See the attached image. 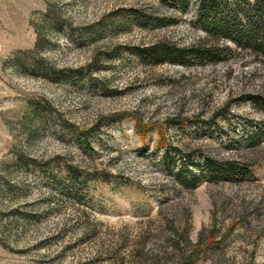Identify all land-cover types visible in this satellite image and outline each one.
<instances>
[{
  "label": "rangeland",
  "instance_id": "1",
  "mask_svg": "<svg viewBox=\"0 0 264 264\" xmlns=\"http://www.w3.org/2000/svg\"><path fill=\"white\" fill-rule=\"evenodd\" d=\"M197 8L0 0V264H264V55L142 57L204 42Z\"/></svg>",
  "mask_w": 264,
  "mask_h": 264
},
{
  "label": "trees",
  "instance_id": "2",
  "mask_svg": "<svg viewBox=\"0 0 264 264\" xmlns=\"http://www.w3.org/2000/svg\"><path fill=\"white\" fill-rule=\"evenodd\" d=\"M243 15L246 20H242ZM198 23L206 32V39L199 45L189 48L172 47L161 51H142L145 61L156 60V64L171 63L183 67L218 64L232 53L230 48L217 42L230 40L236 48L248 49L264 55V0H198L196 14ZM257 102V101H256ZM255 103V102H254ZM149 128L138 124V132L144 138ZM207 170L211 181H235L244 176L247 170L228 164L218 168L213 160H208ZM225 235L220 243L226 241ZM210 246L213 242H210ZM183 258L184 253H180Z\"/></svg>",
  "mask_w": 264,
  "mask_h": 264
}]
</instances>
